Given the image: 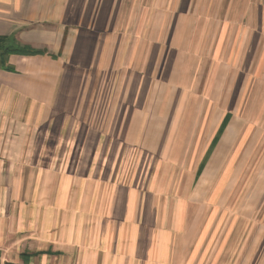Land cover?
I'll list each match as a JSON object with an SVG mask.
<instances>
[{
  "label": "crops",
  "instance_id": "crops-1",
  "mask_svg": "<svg viewBox=\"0 0 264 264\" xmlns=\"http://www.w3.org/2000/svg\"><path fill=\"white\" fill-rule=\"evenodd\" d=\"M0 264H264V0H0ZM1 63V62H0Z\"/></svg>",
  "mask_w": 264,
  "mask_h": 264
},
{
  "label": "trees",
  "instance_id": "trees-1",
  "mask_svg": "<svg viewBox=\"0 0 264 264\" xmlns=\"http://www.w3.org/2000/svg\"><path fill=\"white\" fill-rule=\"evenodd\" d=\"M1 40V38H0ZM44 50L36 49L26 44H20L19 46L15 45H7L5 42H0V64L8 66L7 61L8 57L11 54H18V55H36L43 53ZM22 263H12L6 262L5 264H30L28 254H22Z\"/></svg>",
  "mask_w": 264,
  "mask_h": 264
}]
</instances>
